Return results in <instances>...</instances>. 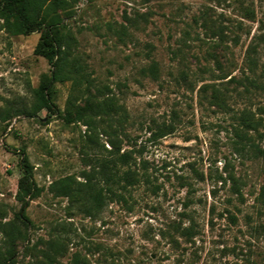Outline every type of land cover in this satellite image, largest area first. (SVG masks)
Returning a JSON list of instances; mask_svg holds the SVG:
<instances>
[{"label": "rangeland", "instance_id": "1", "mask_svg": "<svg viewBox=\"0 0 264 264\" xmlns=\"http://www.w3.org/2000/svg\"><path fill=\"white\" fill-rule=\"evenodd\" d=\"M70 2L66 22L87 70L111 88L127 120L109 135L106 122H66L69 81L54 85L55 114L18 111L31 106L51 65L34 53L41 29L11 34L0 19V264H37L47 250L52 264H264V157L251 144L264 147V138L249 130L240 141L235 130L244 108L264 118L263 90L238 95L246 76L264 81V37L254 38L264 34V0ZM243 4L254 7L253 19ZM204 11L225 28L224 41L207 33ZM256 41L251 70L247 48ZM169 123L173 131L158 136ZM23 149L41 187L28 198L27 219L16 195ZM127 151L148 179L126 188L108 181L116 193L93 213L51 189L68 175L105 185L99 160ZM11 223L22 232L13 245L1 230Z\"/></svg>", "mask_w": 264, "mask_h": 264}, {"label": "trees", "instance_id": "2", "mask_svg": "<svg viewBox=\"0 0 264 264\" xmlns=\"http://www.w3.org/2000/svg\"><path fill=\"white\" fill-rule=\"evenodd\" d=\"M70 0H0V19L2 26L11 34H28L35 29H41V35L35 45L34 53L46 57L51 65L50 73L45 76L37 87L33 89V102L31 106L24 107L18 111L26 113L29 116H35L37 113L46 109L48 113L55 114L59 108L55 102V83L61 81L70 82L69 95L66 100V108L60 115L66 122H80L86 125L87 129L98 127L99 123L106 122L108 128L103 127L101 130L109 135L123 127L124 121L127 120V110L118 102L115 94L111 93L108 85H99L95 82L90 72L87 70V64L81 53L77 49V39L69 28L66 19L71 17ZM243 14L249 19L255 17V10L252 5H242ZM203 26L211 37L218 36L220 41H224L227 36L225 28L208 15L207 11L203 12ZM241 27V22H239ZM263 39L264 34L255 35L254 38ZM234 42L238 41V34L231 36ZM259 42H251L247 48V61L250 69L257 64L256 53ZM150 73H155L157 65H149ZM231 77L229 81H233ZM239 82V80H237ZM244 89L238 91V95H245L252 91V88L264 91V81H258L255 78L246 76V80L241 82ZM251 87V88H250ZM245 93V94H244ZM214 98L220 104H224L221 95L214 93ZM264 113V105L260 106ZM18 114V113H16ZM238 126L235 127L236 135L240 141L249 138L247 131L255 130L261 138H264V118L256 117L251 110L242 109L236 116ZM172 123L159 125L157 129L158 136H163L173 131ZM114 144V140L109 138ZM257 155L264 157V147L255 142L251 143ZM113 153V152H111ZM20 165L22 167V176L18 182L17 198L21 201V213H24L28 204V198L32 199L39 195L41 187L36 184L33 178V166L30 163L27 152L23 149L20 152ZM130 154L127 152L117 153L114 158H102L99 160L101 166L100 172L104 184L98 185V182H91L88 176L85 181H77L73 176H65L57 182H53L51 189L57 194L67 196L73 201H79L89 213L99 208L105 196L109 193H116L108 184V181H117L126 188L142 178L148 179L146 172L137 173L129 166ZM128 165L127 168L119 169L117 163ZM78 183V184H76ZM85 185L86 188L79 187V184ZM117 195V194H114ZM259 199L264 205V184L259 193ZM25 225V223H23ZM7 237L9 245H13L16 239L21 235V228L15 223H11L7 228H1ZM53 249L55 244L51 241ZM44 260L37 264H52L53 258L50 250L43 254ZM10 253L6 259H10Z\"/></svg>", "mask_w": 264, "mask_h": 264}]
</instances>
